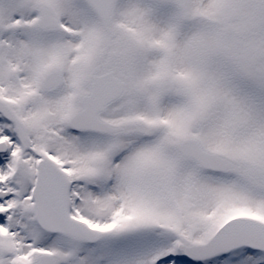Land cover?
<instances>
[{
    "label": "snow or ice",
    "instance_id": "6c2138e0",
    "mask_svg": "<svg viewBox=\"0 0 264 264\" xmlns=\"http://www.w3.org/2000/svg\"><path fill=\"white\" fill-rule=\"evenodd\" d=\"M0 264H264V0H0Z\"/></svg>",
    "mask_w": 264,
    "mask_h": 264
}]
</instances>
